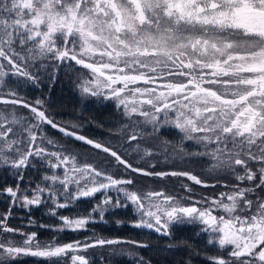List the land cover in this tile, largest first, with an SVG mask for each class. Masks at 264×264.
Listing matches in <instances>:
<instances>
[{
    "label": "snow or ice",
    "instance_id": "1",
    "mask_svg": "<svg viewBox=\"0 0 264 264\" xmlns=\"http://www.w3.org/2000/svg\"><path fill=\"white\" fill-rule=\"evenodd\" d=\"M43 61L52 68V80L64 62L87 69L89 78L81 80L80 91L122 107L129 121L122 129L126 143L142 139L146 125L151 126L149 135L175 127L181 133V158H204L208 173L235 176L237 182L224 185L230 192L185 205L163 190L132 189L133 179L82 162L47 138L42 125L92 145L132 173L215 186L191 171L134 167L112 147L55 124L42 110L43 101L29 103L8 84L11 76L35 83L30 67ZM0 105L33 114L0 108V168L17 181L0 190L12 207L31 211L50 203L55 215L58 208L100 193L102 200L91 210L100 219L130 204L139 213L135 227L166 236L176 224L199 222L211 234L207 242L227 250L226 256L212 257L214 264H264V0H0ZM185 140L198 150L184 149ZM133 151L141 159L154 155L139 143ZM37 164L46 169L41 183L21 188L26 171ZM184 188L192 192L188 185ZM218 211L223 214L216 215ZM11 212L0 216L5 233L19 232L6 224ZM93 218L61 216L58 230L85 229ZM21 235L20 243L0 241V264H17L27 256L48 258L52 264L68 258L70 264H90L79 254L89 248L149 247L102 238L42 245L35 232Z\"/></svg>",
    "mask_w": 264,
    "mask_h": 264
},
{
    "label": "trees",
    "instance_id": "2",
    "mask_svg": "<svg viewBox=\"0 0 264 264\" xmlns=\"http://www.w3.org/2000/svg\"><path fill=\"white\" fill-rule=\"evenodd\" d=\"M41 63L47 66L41 67ZM30 71L37 77L35 83L21 77L8 78L9 87L16 89L29 103L35 104L36 100L43 101L42 110L55 124L112 147L134 167L149 171H191L209 184L215 185L205 187L196 185L183 177L158 178L132 173L117 164L107 153L65 135L57 128L47 124L42 125L47 138L52 139L56 145L70 149L82 162H93L118 178L133 179L135 183L130 186L132 189L163 190L187 205L194 201H201L203 198L218 196L221 192H230L231 187H224V185L231 186L237 182L235 176L225 173H208V163L204 158L187 156L181 158L177 154L181 146V133L175 127L165 126L160 133L149 135L151 127L144 126L145 136L142 139L132 144L126 143L127 133L122 129L129 121L124 116L123 109L114 101L86 97L80 91V82L89 77V71L76 65L75 62H71L70 65L69 62L59 65V71L54 80L49 79L52 68L47 61L36 62L30 67ZM0 108L14 109L22 116L33 115L28 109L20 106L0 105ZM161 141H167L168 144H162ZM136 143H139L141 149H152L154 155L141 159V155L133 151ZM198 147L192 141H183V148L188 152L197 151ZM152 165L155 167H151ZM45 173L46 169L40 164H37L35 169H28L25 180L21 182V188L27 187L29 182L32 186L41 183V177ZM16 182L10 171L0 168V189ZM184 185L191 187L192 192H187ZM189 196L191 200L188 199ZM101 200L102 194L97 193L95 197L82 198L70 203L66 208L56 209V214L53 215L50 211V203L34 207L31 211L18 206L12 207L10 198L0 190V216H4L9 208H12L11 216L7 218L6 224L19 229L17 233H5L0 230V241L10 240L20 243L25 238L21 233L35 232L36 239L42 245L75 241L91 242L97 238L138 241L149 245L147 248L130 243L104 245L79 253L86 255L90 264H144V262L146 264H214L212 257L227 255V250L221 249L218 244L207 242L211 234L204 232L205 226L199 222L176 224L171 228V234L166 236L150 229L135 227L134 223L139 218V213L134 205L111 209L105 212L103 219H100L91 210ZM201 206L197 204V207ZM90 214L94 218L85 229L58 230L63 224L60 220L61 216L74 218ZM215 214L223 213L218 211ZM17 264H52V262L48 258L27 256L18 258ZM62 264H70V258L64 259Z\"/></svg>",
    "mask_w": 264,
    "mask_h": 264
},
{
    "label": "rangeland",
    "instance_id": "3",
    "mask_svg": "<svg viewBox=\"0 0 264 264\" xmlns=\"http://www.w3.org/2000/svg\"><path fill=\"white\" fill-rule=\"evenodd\" d=\"M9 78H14V79H16V78H18L19 79V77L18 76H11V77H9ZM86 78H89V77H86ZM19 94V93H18ZM20 95V94H19ZM104 100H106V99H104ZM110 101H114V102H116L115 100H110ZM120 108H122V107H120ZM134 119H139V118H137V117H135ZM142 119V118H141ZM146 127H151L150 125H146ZM58 129V128H57ZM59 130V129H58ZM94 141H96V140H94ZM98 142V141H97ZM54 171H58V170H55L54 169Z\"/></svg>",
    "mask_w": 264,
    "mask_h": 264
},
{
    "label": "water",
    "instance_id": "4",
    "mask_svg": "<svg viewBox=\"0 0 264 264\" xmlns=\"http://www.w3.org/2000/svg\"><path fill=\"white\" fill-rule=\"evenodd\" d=\"M60 127H62V126H60ZM63 128H65V127H63ZM69 130V129H68ZM69 131H71V130H69ZM77 133V132H76ZM78 135H82V134H80V133H77ZM84 136V135H83ZM86 137V136H85ZM73 138H75V137H73ZM86 138H88V137H86ZM88 139H90V138H88ZM84 142V141H83Z\"/></svg>",
    "mask_w": 264,
    "mask_h": 264
}]
</instances>
